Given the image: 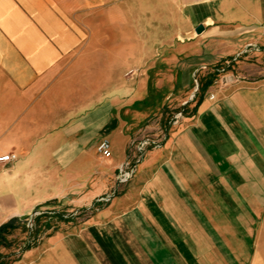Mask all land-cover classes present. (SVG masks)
I'll return each mask as SVG.
<instances>
[{"label":"crops","instance_id":"0c3cea01","mask_svg":"<svg viewBox=\"0 0 264 264\" xmlns=\"http://www.w3.org/2000/svg\"><path fill=\"white\" fill-rule=\"evenodd\" d=\"M197 90L96 202L144 123ZM3 153L0 264H264V0H0Z\"/></svg>","mask_w":264,"mask_h":264},{"label":"built area","instance_id":"2783aa9c","mask_svg":"<svg viewBox=\"0 0 264 264\" xmlns=\"http://www.w3.org/2000/svg\"><path fill=\"white\" fill-rule=\"evenodd\" d=\"M246 50H243L241 53H238L236 55H234L232 57V61H234L235 59H237V57L240 56V54L245 53ZM131 71H129L128 73H130ZM194 92H192L189 96V100L193 97ZM185 103V102H184ZM183 103V104H184ZM181 116V110L174 112L171 114V116H169V118L166 121L167 125H173L175 123H177L178 118ZM160 126H158L159 128ZM161 132V136H159L158 134H149V135H145L139 139H136L135 137H132L129 142H128V153L126 158L120 162L116 168V173L114 176V183L116 185H120L123 184L125 182H127L134 170L135 167L137 165V163L140 161L142 154H143V150L146 146H152V147H157L159 146L162 141L165 139L166 137V129L163 126L162 129H160ZM95 150L96 152L104 157L107 158L110 156V144L108 139L106 138H101L96 146H95ZM15 155L13 153H3L0 154V164H4L7 163L9 161H11L12 159H14ZM103 198H98L97 200H102ZM40 211H34L32 213V215L25 221V229L27 231V238H26V242L30 243L34 240L32 236V231L34 230V223H33V216L36 214H39Z\"/></svg>","mask_w":264,"mask_h":264},{"label":"rangeland","instance_id":"374dc122","mask_svg":"<svg viewBox=\"0 0 264 264\" xmlns=\"http://www.w3.org/2000/svg\"><path fill=\"white\" fill-rule=\"evenodd\" d=\"M117 37V40L119 41V40H121V39H123V35H117L116 36ZM119 42H123V41H119ZM86 53H88V52H86ZM94 53H102V54H104L103 52H94ZM117 53V60L118 61H120V60H123L124 59V55H125V52L124 51H117L116 52ZM95 58V57H94ZM100 59H102V58H100ZM235 61V60H234ZM234 61H232V62H234ZM230 68V67H229ZM206 70H208V69H203V67H200L199 69H197L196 70V72H195V74H198V75H201V74H203L202 75V77H200L201 78V80H203V77L207 74L206 72ZM117 71L119 72L120 71V74L118 73V75H120V77L118 78V83H117V85H118V92H119V94H123V92H124V90H122V89H120L119 87L120 86H122L123 87V85H124V81L125 80H129L130 79V77L132 76V72H130V73H128L129 71H132V70H127L125 67H118L117 68ZM200 71H201V73H200ZM199 72V73H198ZM222 72V71H221ZM220 70H218V73L216 72V74H219L220 75ZM216 77V76H215ZM214 77V78H215ZM131 80V79H130ZM215 81V80H214ZM86 86H90L91 88H96V86H101V87H103V84H88V83H86L85 84ZM181 86H182V83L180 84ZM179 85V86H180ZM184 85V84H183ZM202 85V81L201 82H198V87L199 88H202L203 86H201ZM185 91H188V90H185ZM102 92H103V89H102ZM197 92H198V90L194 93V95H193V97L190 99V101H189V97H188V99H185V96H187L188 95V93L187 92H185V93H183L182 95H181V98H180V100H169L167 103H166V107L164 108L163 106V108H164V110H163V112H164V114L163 115H161V118L163 119V120H165V124H160V127L158 128V126H157V124H156V118H157V116H154V117H150V119L148 120V121H146L145 123H144V125L145 126H142V128H141V130L137 133V134H135V138L136 139H139V138H141V137H143V136H145V135H149V134H158L159 136H161V132H159L160 131V129H162V127L164 126L165 127V125H167L166 124V121H167V119L169 118V116H171V114L172 113H174V112H177V111H180L181 110V116L178 118V121L184 116V114H185V109H186V106H188V104L189 103H191L193 100H194V97H195V94H197ZM123 96V95H122ZM190 96V95H189ZM189 101V102H188ZM185 102V103H184ZM184 103V104H183ZM155 118V119H154ZM153 119H154V122H153V124H152V121H153ZM152 120V121H151ZM177 121V122H178ZM162 122V121H161ZM149 148H153L152 146H146L145 148H144V150H143V154H142V157H141V159L143 158V156H144V154H145V152L147 151V149H149ZM141 159H140V161H141ZM139 161V162H140ZM139 162L137 163V165L139 164ZM136 165V166H137ZM136 168V167H135ZM126 183V182H125ZM124 184V183H123ZM121 185V184H120ZM120 185H116L115 183H113V186L111 187V189L108 191V192H106V193H104V194H102V195H100V196H98L97 198H96V202H98V203H105V202H108L120 189ZM98 198H103L102 200H97ZM42 208H46V210H52V209H49V208H47V207H42ZM88 212H90V209H87V210H75V211H72V216H78V215H83V214H87ZM58 213H60V212H58ZM62 213H64V212H62ZM64 215V214H63ZM34 223V222H33ZM25 227V226H24ZM31 237H33L34 238V236L32 235ZM31 243V242H30Z\"/></svg>","mask_w":264,"mask_h":264},{"label":"trees","instance_id":"16d2710c","mask_svg":"<svg viewBox=\"0 0 264 264\" xmlns=\"http://www.w3.org/2000/svg\"><path fill=\"white\" fill-rule=\"evenodd\" d=\"M13 228L11 221L0 224V245H6L5 235Z\"/></svg>","mask_w":264,"mask_h":264},{"label":"water","instance_id":"95a60500","mask_svg":"<svg viewBox=\"0 0 264 264\" xmlns=\"http://www.w3.org/2000/svg\"><path fill=\"white\" fill-rule=\"evenodd\" d=\"M201 30H202V26L200 24L196 25L195 28H194V31L196 33H199Z\"/></svg>","mask_w":264,"mask_h":264}]
</instances>
